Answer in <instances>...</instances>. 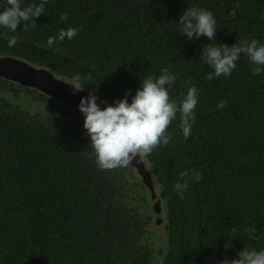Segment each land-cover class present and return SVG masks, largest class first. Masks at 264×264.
Segmentation results:
<instances>
[{
    "label": "trees",
    "instance_id": "trees-1",
    "mask_svg": "<svg viewBox=\"0 0 264 264\" xmlns=\"http://www.w3.org/2000/svg\"><path fill=\"white\" fill-rule=\"evenodd\" d=\"M121 1L128 2L45 0L34 22L21 21L17 27L45 41L76 27L72 39L55 44L100 68L118 96L117 87H125L130 98L140 81L163 68L176 75L168 92L178 105L187 87H196L189 137L182 134L177 111L166 129L168 142L145 155L167 205L169 252L164 264H222L244 248H264V71L253 75L244 53L228 76L208 80L201 70L206 45L231 46L253 38L264 43V3L259 12L248 16L241 11L227 20L214 0H138L124 10L116 6ZM19 2L26 7L40 0ZM6 6L0 0V9ZM192 6L213 13L211 41L203 35L189 39L179 31L180 15ZM61 13L66 20H60ZM42 62L53 64L50 56ZM56 65L59 73L71 68L68 77L80 76L83 86L105 96L104 86L84 68L66 60ZM220 100L226 103L218 108ZM205 111L210 116L206 126ZM201 128L225 141L204 143ZM194 172L200 174L198 181L192 179ZM89 178L86 166L66 157L49 137L20 118L0 115V264H136L129 232L122 237L126 247L116 249L118 258L110 247L111 262L106 249L96 246L99 229L93 214L98 210L91 206L95 197ZM178 180L188 183L183 199L173 189Z\"/></svg>",
    "mask_w": 264,
    "mask_h": 264
},
{
    "label": "flooded vegetation",
    "instance_id": "flooded-vegetation-1",
    "mask_svg": "<svg viewBox=\"0 0 264 264\" xmlns=\"http://www.w3.org/2000/svg\"><path fill=\"white\" fill-rule=\"evenodd\" d=\"M132 1L139 2L138 0L121 1L116 6L124 10V7ZM218 2L223 18L232 20L238 18L241 11L248 16L252 15L253 11L254 13L259 12L264 0H214L215 4ZM135 6L139 7L140 5ZM262 29L264 30V28ZM6 32L7 29L0 28V33ZM11 34L8 33V35ZM15 35L18 39L12 48L7 47L6 38L0 35V56H11L32 65L48 66L55 73H63L60 75L66 78H70L68 77L70 75L68 70L71 68L67 67L65 71L59 69V73L55 66L61 60L69 61L76 67L84 68L90 72L92 79L104 86L106 94L112 93V96L107 97L106 94L102 96L94 91L108 103H112L114 99H119L128 93L127 90H123L126 89L125 87L121 90L117 87L120 95H116V86L110 85L112 80L106 77L107 74L102 73L100 68L63 47L56 44L53 47H48L45 40L35 37L31 32L21 27H17ZM46 56H50L53 64L48 65L42 62V58ZM201 70H204L206 75L212 71L205 62ZM213 78L216 79L217 76H213ZM205 90L208 89L205 88ZM0 115L24 120L37 134L49 137L50 141L58 146L61 152H65L66 157L77 163L80 161L86 166L90 175L88 186L95 197L92 199L93 205L91 204V206L94 210H98V213L93 214L96 217L94 223L98 225L97 229H99L95 243L97 247L106 249L105 255L109 262H111L110 247L113 245V253L118 258L119 254L116 249L117 247H126V238L122 237L125 236V232H129L134 245L133 250L137 253L136 264H164L169 252L166 229L167 205L165 199L160 196L159 178L149 166V162L148 167L156 175L159 185L158 195L164 208L166 237L162 244L154 235V218L151 205L147 199L148 193L141 180L137 178L135 170L129 165L111 169H101L97 166L94 154L90 149L86 130L82 127L83 117L35 89L3 77H0ZM203 117V123L206 126L210 116L205 111ZM201 133L204 143L215 141L222 143L225 141V139L217 138V133L212 130L201 128ZM230 133L232 140L234 139V123ZM112 231L118 232V234L112 235L110 233Z\"/></svg>",
    "mask_w": 264,
    "mask_h": 264
},
{
    "label": "clouds",
    "instance_id": "clouds-1",
    "mask_svg": "<svg viewBox=\"0 0 264 264\" xmlns=\"http://www.w3.org/2000/svg\"><path fill=\"white\" fill-rule=\"evenodd\" d=\"M6 2L7 6L0 9V28L7 29V32L0 35L6 38L7 47L12 48L18 39L15 35L18 23L34 22L32 18L43 13L45 0L26 7H21L19 0ZM66 19L67 14L61 13L60 20ZM77 31L76 27L71 26L61 29L55 36L47 38L46 45L53 47L56 41L65 38L70 40ZM179 31L189 39L203 35L211 41L216 31V19L210 10L196 6L187 7L179 17ZM241 53L252 62L253 75H260L264 71V43L255 38L243 39L231 46L211 44L204 47L202 60L212 69L207 73L206 79L211 80L213 76L222 74L228 76L236 68V61ZM175 80L176 75L163 68L159 75L148 76L140 81L139 87L130 98L125 93L112 103L102 100L100 103L103 107H100L94 91L80 97L77 108L83 117L82 127L86 130L90 149L99 168L127 166L137 155H148L157 145L166 144L169 138L166 129L170 122L176 119L177 111L180 113L182 134L185 139L189 137L198 91L195 86L187 87L178 105L175 100H170L168 92ZM69 84L79 91L84 83L77 75ZM225 103L226 101L220 100L217 107H223ZM178 175L183 178L186 173L181 171ZM192 179L198 181L200 174L194 172ZM187 188L186 180H178L173 184V189L180 199H183ZM222 264H264V248H244L238 252L235 259L225 260Z\"/></svg>",
    "mask_w": 264,
    "mask_h": 264
},
{
    "label": "water",
    "instance_id": "water-1",
    "mask_svg": "<svg viewBox=\"0 0 264 264\" xmlns=\"http://www.w3.org/2000/svg\"><path fill=\"white\" fill-rule=\"evenodd\" d=\"M0 77L35 89L81 117L82 114L77 108V104L81 96H86L91 91L85 86L82 90L76 91L69 84L72 79L55 73L52 68L28 64L11 56H0ZM95 95L97 96L96 102L100 107H103L100 102L105 100L100 95L96 93ZM128 165L135 170L137 178L141 180L148 193L147 199L154 218V235L162 244L166 237L164 232L165 216L162 201L158 195L159 185L156 175L148 167V160L145 156L137 155Z\"/></svg>",
    "mask_w": 264,
    "mask_h": 264
},
{
    "label": "rangeland",
    "instance_id": "rangeland-1",
    "mask_svg": "<svg viewBox=\"0 0 264 264\" xmlns=\"http://www.w3.org/2000/svg\"><path fill=\"white\" fill-rule=\"evenodd\" d=\"M165 232V234H166V231H164Z\"/></svg>",
    "mask_w": 264,
    "mask_h": 264
}]
</instances>
